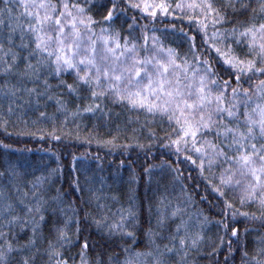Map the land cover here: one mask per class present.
I'll use <instances>...</instances> for the list:
<instances>
[{
	"label": "trees",
	"instance_id": "1",
	"mask_svg": "<svg viewBox=\"0 0 264 264\" xmlns=\"http://www.w3.org/2000/svg\"><path fill=\"white\" fill-rule=\"evenodd\" d=\"M168 2L174 4L176 0ZM212 2L213 7H218L228 0ZM231 2L235 4V0ZM241 3H248V0H241ZM257 3L258 0H252L251 7L259 12ZM235 7L239 9L240 4H235ZM222 11H226L229 20L238 22L237 28L251 15L250 12L233 13L231 9ZM128 15L137 16L141 24L146 23L136 12L129 10ZM94 16L100 19L95 13ZM172 23L176 21L169 17L157 21V28ZM177 26L195 34V25L184 22ZM101 27L111 28L112 32L101 33ZM232 27V24L223 25V28ZM6 31V28L0 30V35ZM94 32L92 39L96 41L97 52L100 50L98 40L117 32L121 44L124 37L141 43V29L129 33L123 17L114 25H96ZM156 34L161 36L164 47L187 52V43H173L172 39L165 38L164 33ZM15 40L17 44L20 42L19 35ZM199 41L200 37L197 36L198 47L201 46ZM228 43L243 57L245 49L237 47L231 39ZM149 49L153 50L151 44ZM148 50L138 49L139 56L148 55ZM16 51L21 56L27 55L19 49ZM103 54L102 48L99 55ZM23 67L21 60L19 70L22 71ZM83 71L81 69V74ZM259 79L264 77H253L254 81ZM44 80L50 85L48 89H45ZM62 81L72 84L75 91L66 88ZM5 82L15 84L16 79L14 76L0 78V85ZM25 86L36 88L41 95L18 93L23 97L21 100L5 98L0 93L2 264H21L22 258L29 259V264H52V261L65 259L68 264H81L85 241L88 247L83 249L84 264H118L126 255L137 251L152 252L154 255L139 259L153 264L156 246H159L160 252L164 251L165 245L173 247L171 238L176 236V226L182 222L186 224L187 231H181L179 235L185 237L186 246L180 248L177 241V251L163 257L166 264H251L253 257L264 259L257 255L259 249L264 248V242L258 240L264 239V207L251 200L241 203V188L222 187L225 198L238 213L234 217H223V201L208 183L211 181L212 185L220 187L215 177L222 169L215 165L212 168L205 166L201 174L198 169L199 157L191 151L187 155L193 156L196 164L184 162L183 159L178 163L169 154L171 150L163 147L165 134L175 127L166 118L162 119L158 114L150 115L143 110H131L113 102L110 95L93 101L88 89L77 81L72 70L61 73L59 77L45 73L35 83L25 82ZM243 87L250 86L245 83ZM94 103L100 104L103 111H82ZM9 105L12 107L11 114L8 112ZM41 113L45 116L42 117ZM73 113L78 114L73 116ZM150 129L156 133L155 137L150 135ZM53 131L61 137L58 142L49 135ZM113 138L119 147L102 143ZM206 138L218 142L212 135ZM165 161L173 167L169 168ZM177 168L179 174L175 171ZM33 185L36 187L33 188ZM33 192L41 200L39 214L28 211V206L36 204ZM129 208L133 215H128ZM121 209L125 210L123 227H109L121 223ZM177 209L179 213L173 216ZM40 215L44 217L42 222ZM13 217L16 220L9 224ZM34 218L37 227L35 235ZM222 219L228 225L227 232L217 224ZM97 221L101 223L98 225ZM232 228L237 229L235 237L232 236ZM129 233L132 235L129 236ZM196 237H200L197 243L191 244L190 240ZM221 239L225 242L221 243ZM30 240L34 244H29ZM126 248L131 251L126 253ZM245 252L247 257L244 256Z\"/></svg>",
	"mask_w": 264,
	"mask_h": 264
},
{
	"label": "snow or ice",
	"instance_id": "2",
	"mask_svg": "<svg viewBox=\"0 0 264 264\" xmlns=\"http://www.w3.org/2000/svg\"><path fill=\"white\" fill-rule=\"evenodd\" d=\"M0 4L3 5L0 7V30L7 29L0 35V78L14 76L16 79L15 84L5 82L0 85V93L5 98L22 100L23 97L18 96V93L39 97L41 93L36 88L26 87L25 82L35 83L45 73L59 77L61 73L72 70L77 81L88 89L93 101L110 95L115 103L131 110L146 111L150 115L158 114L162 119L166 118L170 125L174 124L171 132L164 136L163 147L171 150L169 154L178 163L183 159L184 162L196 164L193 156L187 155L191 151L199 157L198 169L201 174L205 166L220 167L222 170L215 177L220 187L212 185L211 181L208 183L223 201V217H234L238 213L225 198L222 187L241 188V203L251 200L264 207V79L253 80V77H264V0H258L259 12L251 7L252 0H248V3L235 0V4H240L239 9L231 0L218 7H213L212 0H176L174 4L168 0H0ZM227 9L233 13L250 12L251 15L240 22L237 28L238 22L235 19L229 20L226 11H222ZM129 10L138 13L146 23L141 24L137 16L128 15ZM197 12L199 15H196ZM94 13L99 15V20L95 19ZM121 17L129 33L141 29V43L137 44L135 39L124 37V43L121 44L119 32L103 36L104 54L98 57L96 41L92 39V35H95L94 27L114 25ZM169 17L176 23L157 28V21ZM184 22L196 26L193 29L195 34L177 26ZM224 24H232L233 27L223 28ZM100 32H112V29L101 27ZM157 32L164 33L165 38L172 39L173 43H187V52L164 47V41ZM17 35L20 39L18 44L15 40ZM197 36L200 37V47L197 46ZM229 39L237 47L245 49L243 57L228 43ZM109 43L113 46L109 47ZM149 44L167 62L158 56L140 57L138 49L147 51ZM16 49L27 55L21 56ZM21 60L24 62L22 71L19 70ZM81 69H84L83 74ZM175 69H181L182 75L176 73ZM170 75L174 78H170ZM43 83L45 89L50 87L46 80ZM62 83L69 90L75 91L72 84L66 81ZM245 83L250 87H243ZM82 111L103 109L100 104L94 103ZM8 112L12 113L11 105ZM77 114L73 113V116ZM40 115L45 116L44 113ZM149 133L156 136L151 129ZM49 135L54 141L61 139L55 135V131ZM208 135L214 136L218 142L207 139ZM114 140L102 143L119 147ZM164 163L169 168L173 167L167 161ZM175 171L178 174L180 172L178 168ZM33 196L36 204L28 206V211L39 214L41 200L35 192ZM120 212L121 223L109 227H123L125 210L121 209ZM127 212L133 215L131 208ZM178 213L179 209L172 215ZM43 219L40 215V222ZM14 220L15 217L9 224ZM96 223L99 225L101 222ZM217 224L227 232L225 220H219ZM36 231L34 218V235ZM175 231L176 236L171 238L173 247L165 245L164 251L160 252L159 246H156L153 264H166L163 257L177 251V241L180 248L186 246L185 237L179 235L181 231H187L186 224L182 222L177 225ZM231 233L235 237L237 229L232 228ZM0 236H3L2 232ZM199 238L191 239L190 243L196 244ZM258 240L264 242L262 238ZM224 242L221 239V243ZM29 244H34V241L30 240ZM87 247L85 241L81 264H84L83 249ZM124 251L127 253L131 250L126 248ZM152 255V252L137 251L126 255L118 264H147L146 260L139 258ZM247 255L245 252L244 256ZM257 255L264 257V248L259 249ZM2 261L3 253L0 252V264ZM21 264H29V259L22 258ZM52 264H68V261H52ZM251 264H264V259L253 257Z\"/></svg>",
	"mask_w": 264,
	"mask_h": 264
},
{
	"label": "rangeland",
	"instance_id": "3",
	"mask_svg": "<svg viewBox=\"0 0 264 264\" xmlns=\"http://www.w3.org/2000/svg\"><path fill=\"white\" fill-rule=\"evenodd\" d=\"M101 39V38H100ZM98 40V41H100V50L98 51V55L100 54V52H101V49L103 48L104 49V44H103V42H102V40ZM109 47H112L113 45L111 44V43H109V45H108ZM147 56H158L159 57V59H161V60H165V62H167V60L166 59H163L162 58V56L163 55H160L158 52H156L154 49L152 50V51H150V49L148 50V52H147ZM164 57V56H163ZM121 59H123V58H121ZM121 63H123V62H121ZM150 71H151V69H149ZM175 72L176 73H181V69H175ZM170 78H172V76L170 75ZM145 83H146V81H145ZM213 91H214V89H213ZM215 92V91H214Z\"/></svg>",
	"mask_w": 264,
	"mask_h": 264
}]
</instances>
